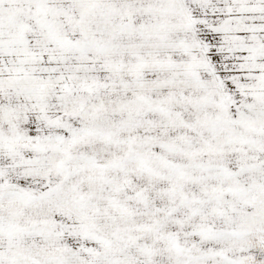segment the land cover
Returning a JSON list of instances; mask_svg holds the SVG:
<instances>
[{
  "label": "snow or ice",
  "instance_id": "1",
  "mask_svg": "<svg viewBox=\"0 0 264 264\" xmlns=\"http://www.w3.org/2000/svg\"><path fill=\"white\" fill-rule=\"evenodd\" d=\"M0 264H264V0H0Z\"/></svg>",
  "mask_w": 264,
  "mask_h": 264
}]
</instances>
